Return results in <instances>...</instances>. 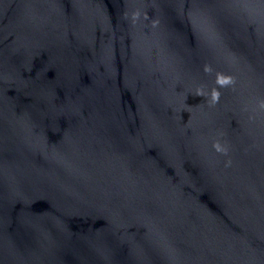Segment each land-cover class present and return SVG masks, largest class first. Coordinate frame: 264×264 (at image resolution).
<instances>
[{"label": "water", "instance_id": "95a60500", "mask_svg": "<svg viewBox=\"0 0 264 264\" xmlns=\"http://www.w3.org/2000/svg\"><path fill=\"white\" fill-rule=\"evenodd\" d=\"M0 264H264V0H0Z\"/></svg>", "mask_w": 264, "mask_h": 264}]
</instances>
